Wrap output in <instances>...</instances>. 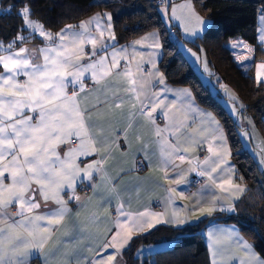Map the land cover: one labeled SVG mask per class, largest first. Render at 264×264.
I'll return each mask as SVG.
<instances>
[{"label": "snow or ice", "instance_id": "snow-or-ice-1", "mask_svg": "<svg viewBox=\"0 0 264 264\" xmlns=\"http://www.w3.org/2000/svg\"><path fill=\"white\" fill-rule=\"evenodd\" d=\"M172 14H176L175 9ZM19 15L28 28L44 37L49 44L39 49L21 47L19 51H11L17 40L25 39L24 36L18 35L7 44L6 54H0V65L3 66V71H0V264H29L30 258L36 253L43 254L44 264H72L73 256L77 257V264H80L78 251L65 248L66 244L79 245L84 239V229L77 219L79 212H73L68 207V201L63 198L62 193L65 188L72 191L70 199L80 201L81 198L75 195V190L78 180L84 182L81 179V173H84L91 182L100 204H111L113 199L117 201L121 199V192L115 186L101 190L93 179V172H96L101 175L102 181L110 182L101 167L102 160L88 163L83 168L76 163L81 156L98 153L97 144L107 140V137L93 131L102 127L100 121L93 118L94 111H98L100 107L120 109L126 102H131V109L127 114V129L124 130L125 138L127 131L138 124L139 118L142 117L149 122L158 137L155 141L158 156L155 149L153 156H157L159 166L165 171L169 166L176 170L179 178L175 183L178 185L187 183L179 171L180 166L176 163L187 160L184 153L188 152V148L185 145L196 146L207 143L211 155L205 158L203 164L209 165L214 162L213 157L216 161L227 164L225 156L230 155L227 137L223 127L211 113L194 108L190 102L177 105L176 100H169L163 95L169 91L166 88L160 92H150L147 87V76L139 63L136 65L137 75L133 74L130 67H125L122 73H115L116 77L125 80L123 94L117 89L115 82L103 83L102 88L97 89L98 92H103V101L97 96L92 105L82 104L79 95L87 91L83 83L84 74L91 72L92 79L100 84L113 75V69L119 68V60L125 58L123 52L113 46L111 64L108 62L106 52L108 44L103 40L104 30H108V37L111 40H115V35L111 31V23L102 24L101 21L105 15L107 20L111 21V13H97L78 26L67 25L66 29H61L58 33L47 31L43 24L30 19L31 9L27 5L19 10ZM195 19L197 23H203L199 16ZM93 25L96 36L90 31ZM54 37H58V40ZM260 39L264 42V35H261ZM85 40L92 44V56L97 53L98 41L99 48L104 49L105 54L91 63L82 64ZM2 47L4 45L0 42V48ZM248 50L252 51L251 48ZM39 53L43 54L42 63ZM141 59H143L142 54ZM150 62L155 68V63ZM206 64L205 61V67ZM242 67L245 71L248 70L247 66L242 65ZM257 68L256 80L260 83L262 77L260 69H264V63L259 64ZM21 74L27 77L23 83L17 79ZM159 83H163L162 74ZM69 84H79L78 91L68 95ZM221 87L228 94L230 101L234 102L238 99L226 86ZM182 94L190 99L187 90H182ZM179 99L181 97L178 96L177 100ZM245 107L243 103L238 106L232 104L235 113H239L240 109ZM25 109L35 113L36 118L26 113ZM158 111L168 121L164 128L156 125L154 114ZM193 112L200 117L199 126L190 131L189 119L196 120V117L189 116V113ZM162 133H170L175 138V142L168 139L167 135L162 136ZM243 135L248 136L249 133L244 132ZM72 137L78 138L79 143L73 144ZM214 142H218L220 151L213 147ZM60 145H66L68 148L63 156ZM140 150L147 153V145H142ZM188 162L193 163L191 160ZM211 171H215V168ZM227 171L231 174L235 169L228 168ZM199 174L202 176L207 174L209 179L215 182L211 172L201 171ZM6 179L9 180L8 183H5ZM225 184L228 187H225ZM218 187L231 193L245 191L244 187L233 185L231 180L224 181ZM167 191L169 200H174L177 195L175 188H168ZM178 195L183 198V192ZM87 200L80 206L86 207ZM49 201L56 206H51ZM14 207L17 211L12 212L11 209ZM123 208V203H117L120 216L125 217L124 220H116L118 230L110 240L105 237L99 244L104 251L112 249L113 252L107 260H97L95 264H112L116 256L121 253V249L132 239V230L142 231L145 224L152 227L151 219L160 215L148 211L133 214L124 212ZM215 210V208H202L200 211L202 214H211ZM68 214L73 217L72 230L64 232L56 239L53 247L46 249L45 246L53 240ZM92 219L99 221V217L95 215ZM156 222L160 221L156 219ZM108 231L111 232L112 229L109 228ZM209 236L213 237L210 245L212 249L210 264H232L235 257L227 261L216 259L217 256L222 255V250L218 247L221 241L216 238L217 234L214 232H209ZM231 237L232 233L229 232V243H240V240L232 241ZM242 246L251 253L252 246L246 241ZM83 247L87 248V245ZM87 250L91 251V249ZM60 257L63 259H59ZM239 264H264V260H259L252 253L247 259H241Z\"/></svg>", "mask_w": 264, "mask_h": 264}, {"label": "crops", "instance_id": "crops-1", "mask_svg": "<svg viewBox=\"0 0 264 264\" xmlns=\"http://www.w3.org/2000/svg\"><path fill=\"white\" fill-rule=\"evenodd\" d=\"M96 1L100 2L114 0ZM170 6L171 5H169V7ZM107 12L109 13V11ZM97 13L106 14L103 13V11H97L80 20L75 25L78 26L82 21L91 19ZM257 21V41L264 49V42H262L260 39L261 35H264V10L259 14ZM101 22L102 24L111 23V31L115 35L112 19L111 21H108L107 16L105 15ZM61 29H66V26L61 27L56 32L52 31V33H58ZM77 30L80 29L77 28ZM90 31L93 36L97 35L94 25L92 26ZM104 33L105 34L103 40L106 44H108L106 52L108 54L109 64H111V53L113 50V46L116 48V50L123 52L125 58L119 60V68L113 69V75L106 78V80L104 82H101L100 84L92 79L91 72H87L84 74L83 83L85 85V88L87 83H90L91 87L86 88V92L80 93L79 99H81L82 104H86L89 106L92 105L93 103H95L97 96H99V99L103 101V92L97 91V89L102 88L103 83L115 82L117 89L121 94H123V89L126 86L125 80L123 78L116 77L115 73H122L125 67H130L133 71V74L137 75L136 65L137 63H139L140 67L142 66V70L143 68H147V71L143 72L147 76V87L150 92H160L162 89L166 88L169 91L163 93V95H166L169 100H176L177 105L182 102H190L194 108H198L205 113H211L223 127V124L217 117V115L210 109L202 106L197 101L195 94L189 85L171 83L166 81L165 74L158 65L159 60L162 56V44L158 30L154 29L134 38L128 43L117 45H115V40H111L108 37L107 29L104 30ZM54 39L58 40V37H54ZM137 41L141 42L136 43ZM48 44L49 42L29 41L21 45L19 48L11 49V51H19L21 47H26L28 49H39L47 46ZM92 51V44L85 40L83 44V54L81 57L82 64L91 63L93 60L99 59L101 55L105 54V50L99 48V41L98 50L95 56H92ZM0 54H6L5 49H3ZM141 54L143 59H141ZM39 55L40 62L42 63L43 54L39 53ZM150 61L155 63V68L152 67V63ZM261 63H264V55L260 57L255 64V78L258 71L257 66ZM0 71H3L2 65H0ZM260 71L262 73L260 83L264 84V69H260ZM161 74L163 75V83H159V77ZM211 78L214 77H212L211 75L206 81L211 83ZM215 78L219 79V77ZM17 79L19 82L23 83L27 80V77L21 74L17 77ZM72 86H79V84H69L67 90L68 95L72 94V92L70 91ZM182 90H187L190 93V99L189 97L183 96ZM178 96L181 97V99L177 100ZM130 109L131 102H126L120 109H116L115 107H112L110 109L100 107L98 111L93 112V118L98 119L102 126L94 129L93 131L99 135L107 137V140L104 143L97 144V147L99 148L98 153L93 152L89 156H81L77 159L76 163L79 164L81 168H83L88 163L102 160L103 162L101 164V167L104 169V173L106 174L107 178H109L110 182L102 181L101 175L96 172H93V179L95 183L100 186L101 190L112 188L113 186H115V188L121 192V199L120 201L113 199L111 204H100L98 196L94 194V190L91 187V182L87 180V177L84 173H81V179L85 183H90L91 190H89L88 192L82 191L80 187L82 186V184H84V182L81 183L78 180L76 184L75 195L81 198L80 201L70 199V197L72 196V191L68 188H65V191L64 193H62V195L63 198L68 201V207L71 208L73 212H79V216L77 219L80 221L81 226L84 229V239L80 241L79 245L66 244V250L76 249L79 253L80 264H95L97 260H107V257L113 252V250L109 249L107 251H104L99 247V244L100 241L105 237L110 240L111 236L114 235L115 231L118 230L116 228L117 219H125V217L120 216L119 211L117 210V203H123L124 212H130L133 214L145 211L151 213H159L160 215L157 218L151 219V223L153 226L160 223H166L174 226H184L188 223L198 221L207 216L221 214V218L219 217L213 219L202 230V235L207 246L209 261H211L212 251L210 245L213 240V237L209 236V232L216 233V238L221 241L218 247L221 248L222 255L217 256V260L227 261L232 257H235V259L232 260V264H239V261L241 259H247L248 256L252 255V253H254L259 260H264L261 254L257 251L253 241L241 231L239 225L234 221H230L224 218L226 215L230 216V214L235 212L237 201L243 196L247 189L246 181L238 175L236 166L232 161V152L227 134V148L230 151V155L225 156L227 164H225L223 161H216L215 157H213L214 162H211L209 165L203 164L205 158L211 155V153H209L208 151L207 143H202L196 146L185 145V147L188 148V152L185 153V155L187 156V160L183 163H181L180 161H176V163L180 166L179 171L181 172L182 177L187 180V183H181L178 185L175 183V180L179 178L177 176L176 170H174L172 166H169L165 171V169L159 166L157 159L158 149L155 143L158 137H156L154 128L149 122H147L142 117L139 118L138 124L134 125L132 129H129L127 131V138H125L124 130L127 129V114ZM25 112L33 115L34 119L36 118V114L32 113L30 109H25ZM154 116L156 118V125H158L160 128H164L167 125V119L163 117L162 114L159 113V111L155 113ZM189 116L196 117L195 121L189 119V130L191 131L199 126L200 117L197 115V113L194 112L189 113ZM250 121L251 120H249V122ZM164 135H167L168 139L172 140V135L170 133H162V136ZM74 139L75 141H73ZM71 142L73 144L79 143L78 138L76 137H72ZM142 145H147V153L140 150ZM213 147L217 151L221 150L218 146V142H214ZM60 149L63 150L61 152L62 156L68 151L66 145H60ZM154 149L157 152V156H153ZM201 151L207 152L203 156V158H199V154ZM138 160L143 161L145 165L144 170L137 169L136 163ZM189 160L193 161V163L190 164L188 162ZM212 168H215V171H211ZM228 168H234L235 171L230 174L227 171ZM201 171H204L205 173L211 172V176L215 182L213 183L209 179V175L206 174L207 181L204 185L193 186V176L195 174L200 175L199 173ZM6 176H8L7 173ZM241 179L243 180L242 183L240 182L242 181ZM226 180H231L233 185H240L241 187H244L245 191L243 193L225 192L222 188L218 187V185ZM8 182L9 180L6 179L5 183ZM194 187H198V189ZM225 187H228V185L225 184ZM168 188H175L177 195L174 200H169V192L167 191ZM181 192H183V198L178 195ZM87 198L91 199L87 200ZM86 200L87 206L81 207V203H84ZM48 203L51 206H56L52 204L51 201H49ZM202 208H215L216 210L211 214H202L200 211ZM11 211L15 212L17 211V209L14 207L11 209ZM93 215L99 217L98 222L93 221ZM156 219H158L160 222L157 223ZM72 220L73 217L71 214L65 216L62 226L59 228V231L55 233L53 240H51L45 246L46 249L53 247V245L56 243V239L59 238L64 232L72 230ZM152 227H148V225L145 224L142 231L133 229L132 237L139 233H143ZM109 228L112 229L111 232L108 231ZM229 232L232 233L231 240H240L239 244L235 242H228ZM244 241L252 246L251 253H248L243 248L242 245ZM170 243L171 241L157 244H144L138 249V251H140L142 254L139 256L137 251V255L139 257L143 256L146 250H152V253L154 254V250L157 249V246L163 244V248H165L164 246H170ZM84 245H87V248H84ZM87 249H91V251ZM122 250L123 249H121V251ZM59 259H63V257H60ZM71 260L72 264H77L76 256H73ZM116 260H119L121 264H125L121 253L116 256ZM30 264H44L43 254H34V256L30 258Z\"/></svg>", "mask_w": 264, "mask_h": 264}, {"label": "trees", "instance_id": "trees-1", "mask_svg": "<svg viewBox=\"0 0 264 264\" xmlns=\"http://www.w3.org/2000/svg\"><path fill=\"white\" fill-rule=\"evenodd\" d=\"M193 1L212 23L203 36L187 42L197 51L204 49L206 52L213 71L209 76L214 77L211 83L204 81L202 75L205 74L193 69L178 49L177 39L170 34V29L175 31V26L171 23L169 28L163 21L158 0H0V42L4 45L3 49L18 35L25 39L17 40L13 49L29 41L49 42L25 28L19 15V10L25 5L30 7L32 18L40 20L53 32L75 25L97 11H109L115 30V45L158 30L162 44L158 65L166 81L189 85L197 101L221 120L232 161L238 175L247 183L245 193L236 203L235 212L224 218L236 222L264 258V169L256 155L243 148L240 136L242 130L250 128L251 119L264 134V84L257 82L254 73L257 60L264 55V49L257 41V19L264 10V0ZM3 49L0 48V53ZM242 65L248 70L245 71ZM217 75L219 79L215 82ZM220 81L227 83V89H233L240 104L246 106L238 113V117L242 116L240 120L230 114L219 100L220 96L227 98L224 90L217 92ZM221 216H207L184 226L157 224L134 235L121 251V256L125 264H210L202 230L210 221ZM169 241H173L171 247L155 251L152 255L154 260L137 255L144 244Z\"/></svg>", "mask_w": 264, "mask_h": 264}, {"label": "rangeland", "instance_id": "rangeland-1", "mask_svg": "<svg viewBox=\"0 0 264 264\" xmlns=\"http://www.w3.org/2000/svg\"><path fill=\"white\" fill-rule=\"evenodd\" d=\"M169 5H171L169 7ZM26 6V5H25ZM23 6V7H25ZM22 9V8H21ZM173 9H175V15L172 14ZM158 10L161 14V17L163 21L166 23V25L170 28V24L173 23L175 26V32L177 35V47L178 49L183 53L184 57L188 60L189 64L193 69L196 71H201L205 75L203 76V79L206 81L209 78V74L213 73L212 67L208 62V58L206 55V52L204 49L199 52L187 42L189 40H194L197 37H201L204 35L205 31L209 28L211 25V20L203 15L196 7L193 0H166L163 4L158 5ZM103 13H108L107 11H103ZM110 13V12H109ZM195 13V15H193ZM199 16L203 23H197L195 17ZM30 19L38 21L42 24V22L36 18H32L30 16ZM172 21V22H171ZM25 28L29 30V33L35 34L41 38H44L40 36L38 33L33 32L30 28H28L24 23ZM45 30L51 31L44 27ZM187 29V31L185 30ZM52 32V31H51ZM60 32V31H59ZM155 34V33H154ZM3 49V47H2ZM205 61L207 62L205 67ZM142 69V66L140 67ZM218 77V75H217ZM217 78H215V82H217ZM215 86V84H214ZM218 87V86H217ZM230 93H233V89H228ZM226 94V93H225ZM227 98H224L223 96L219 97V100L223 103V105L226 107V109L230 112V114L237 116L238 120L242 117H238V113H235L232 104L235 103L237 106L240 104V101L237 99L236 101H230L228 94H226ZM250 128L248 130H242L240 132V136L243 142V148H248L253 154L256 155L257 159L260 162V166L262 169H264V143H261L264 141V134L259 129L258 126H256L255 122L251 119ZM195 127V126H194ZM248 132V136H244L243 133ZM172 141L175 142V138L173 136ZM238 173V172H237ZM242 180V179H241ZM241 183L243 182L240 181ZM85 183V182H84ZM197 188L198 187H194ZM91 190V188H90ZM172 242L170 243V246H164L165 248H169L172 245ZM152 244V243H150ZM164 248V249H165ZM162 250L163 244L157 246L156 250ZM154 250V251H156ZM142 253L138 251V255L140 256ZM152 250H146L144 252V255L141 256L143 258H147L148 260H154V257L152 256ZM112 264H121L119 260L113 261Z\"/></svg>", "mask_w": 264, "mask_h": 264}, {"label": "built area", "instance_id": "built-area-1", "mask_svg": "<svg viewBox=\"0 0 264 264\" xmlns=\"http://www.w3.org/2000/svg\"><path fill=\"white\" fill-rule=\"evenodd\" d=\"M166 0H158V2L160 4H163ZM170 34L175 38L177 39V36L175 34V31L170 29ZM143 71H147V68H143ZM220 88L217 92H221L222 90H224L223 87L221 86H226L228 88V85L227 83H225L224 81H220V84H219ZM91 87V84L90 83H87L86 84V88H90ZM79 89V86H72L70 91L73 93V92H76L78 91ZM75 141V139L73 140ZM207 152L206 151H201L200 154H199V158H203V156L206 154ZM185 154V153H184ZM137 169L138 170H144L145 169V165L143 163V161L141 160H138L137 163ZM207 181V176L206 175H198V174H195L192 178V185L193 186H202L206 183ZM82 191H85V192H88L90 190V183L86 182L84 184H82V186L80 187ZM227 218V217H226ZM30 264V262H29Z\"/></svg>", "mask_w": 264, "mask_h": 264}]
</instances>
